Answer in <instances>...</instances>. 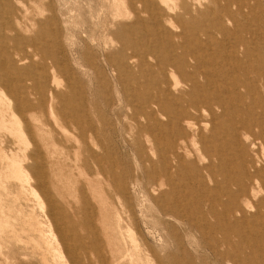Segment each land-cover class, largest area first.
I'll use <instances>...</instances> for the list:
<instances>
[{
  "label": "rangeland",
  "instance_id": "1",
  "mask_svg": "<svg viewBox=\"0 0 264 264\" xmlns=\"http://www.w3.org/2000/svg\"><path fill=\"white\" fill-rule=\"evenodd\" d=\"M6 2L9 12L5 16L7 19L2 20L1 26H4L15 39L11 43L12 51L16 53L18 59L25 55L31 56L26 64L21 65L22 62L19 64L38 65L36 68L40 65L49 66L47 69L55 74L61 86L52 93L57 111L53 117L47 113L29 114L35 141L42 151L41 161L47 168L49 188L53 197L65 207L71 203L70 199H74V194L79 191L84 193L91 202L92 211L96 212L97 226L101 223V226L108 229L110 240L114 238L115 241L118 238L119 242L116 244L123 245L126 250L133 253L150 246L160 259L176 255L180 264H232L227 262V259L219 257L220 263L216 254L206 246V243H209L222 253L225 252L222 238L214 234L217 228L214 223H203V231L198 233L187 221L179 223L173 218L169 220L159 213L157 208L156 200H160L161 194L152 192L153 182L148 171L153 166L156 167L155 188L166 191L169 187L166 185L168 178L165 177L164 168L159 163V150L152 144L156 140L160 147L164 148L165 139L170 138L173 133L169 131L167 118L155 115V119L151 120L141 116L137 112L141 104L133 101L138 85H141L142 91L153 92L154 87L148 82L160 74L155 65L156 57H140L147 60L154 69L140 68L137 61L131 73H126L128 78L124 75L120 77L113 65L115 59H110L107 53L106 48L109 44L102 40L101 33L104 31L102 25L107 14L102 7L104 0H6ZM242 2L239 0L240 5ZM248 2L251 7L250 16L245 17V13L238 15L239 38L243 45L233 53L231 49L205 53L214 58L212 63L215 67L210 68L213 73H217L219 69L227 71L224 82L229 84L228 87L232 86L233 82H248L253 87L252 90L240 89L244 95L241 101L236 99L231 91L225 95L226 98L230 97L228 110H237L241 115L225 116L223 119L227 125L246 121L248 116L242 117V114L246 113L253 114L257 111L258 116L264 117V0ZM45 21L50 23L47 24ZM108 26H111V22ZM234 54H237L238 58V62L236 60L235 63L232 62ZM248 61L252 62L255 68V74L251 72L250 78L244 77L240 68L237 69V73L230 72V66H244ZM214 79L216 78H211L213 85ZM67 81H70L71 86ZM46 86L49 90L48 83ZM81 109L87 110V114ZM62 110L65 116L70 112L65 119L63 115H58ZM216 112L220 113L221 110L217 109ZM204 119L206 122L211 121L207 116ZM217 132L216 138L223 139L221 143L223 150H229L232 133L229 126L218 129ZM1 138L0 218L3 220L8 217V221L0 227V264H65L69 259L64 248L57 246L52 239V232L57 231L53 223L49 226L50 212L46 197L41 189L37 188L31 175L29 176L31 186L23 189L22 184L15 180L16 172L9 166L6 158L11 155L10 151H21L30 156L35 148L34 143L25 150V146L20 144L17 138L6 133L1 134ZM30 139L31 143L32 140L34 142L32 136ZM87 145L92 147L101 161V165L99 164L102 167L101 175H97L99 167L91 159L90 152L85 149ZM188 146L195 150L191 139L188 140ZM153 151H156L157 155ZM259 156L264 165V149L260 150ZM197 162L199 165L204 164L202 161ZM214 162L216 165L222 164L224 175H230L231 169L241 163L234 156ZM31 164L29 161L25 166ZM217 170L216 177L222 181L224 177L219 175V168ZM172 177L176 184L175 193L182 196L187 210H196V216L199 218L202 217L199 214L200 209L209 215V208L204 204L202 207L198 206L199 203L192 205L200 199L196 185L198 179L188 172ZM119 183L120 188L117 187ZM207 183L213 187V182L207 180ZM218 211L222 212L221 209ZM30 218L38 220L40 232L30 228V222H34ZM262 228L264 230L261 223L249 230L256 233L255 230ZM128 230L132 233L133 241L128 237ZM41 232L47 235L43 236L51 245L40 240ZM257 237L259 242L250 240V245L241 237L232 238L233 241L242 244L241 248L254 258L255 264L259 262L264 264V259L261 260L264 258V237L258 235ZM108 239L106 238V241ZM179 239L181 244L178 243ZM106 241L103 242L108 245L109 241ZM37 242L41 243V246H38ZM259 254H263V257L256 259L255 256ZM61 256L64 259H61ZM125 264L133 262L128 259Z\"/></svg>",
  "mask_w": 264,
  "mask_h": 264
},
{
  "label": "bare ground",
  "instance_id": "2",
  "mask_svg": "<svg viewBox=\"0 0 264 264\" xmlns=\"http://www.w3.org/2000/svg\"><path fill=\"white\" fill-rule=\"evenodd\" d=\"M242 1L240 5L239 0H104L102 7L107 14L101 34L103 42L109 44L106 50L110 59H115L113 65L120 77L131 73L137 61L140 68L154 69L147 60L140 57L157 59L155 65L160 71L159 77L156 75L148 82L154 87L153 92L142 91L141 85H138L133 101L141 104L137 110L141 116L151 120L155 119V115L167 118L169 131L173 133L170 138L165 139L164 148H161L156 140L152 144L159 150V163L164 168L165 177L168 178L166 185L169 187L166 191L155 188L156 167L153 166L148 175L153 182L152 192L161 194L160 200H156L159 213L179 223L187 221L198 233L203 231V223H214L217 226L214 234L222 238L225 252L222 253L209 243H206V246L216 254L220 263L219 257L232 264H255L254 258L241 248V243L233 241L232 237L243 238L247 245H250V240L259 242L257 235L264 237L263 228L255 230L256 233L250 231L261 223L264 225V165L259 156L260 150L264 149V117L258 116L256 111L253 114H242V117L248 116L246 121L231 125L225 123V116L240 115L237 110H228L231 102L230 97L226 98L225 95L231 91L235 98L241 101L244 98L242 90H252L253 87L248 82H233L232 86L228 87L229 84L224 82L227 71L219 69L217 73H213L210 68L215 67L212 63L214 58L209 54L205 55L213 50L231 49L232 53L237 52V48L243 45L239 38L238 15L245 13V17H249L251 7L248 0ZM44 6L46 7V4ZM8 12L6 0H0V137L6 133L17 138L20 144L25 146V150L34 143L35 148L30 156L21 151H10L11 155L6 158L9 166L16 172L15 180L22 184L23 189L31 186V175L37 188H40L46 197L50 212L49 226L53 223L57 231H51L53 238H50L54 239L57 246L64 248L69 259L65 264H125L128 259L132 260L133 264H180L176 255L160 259L150 246L133 253L123 245L116 244L118 238L115 241L114 238L110 240L108 229L101 226V223L97 226L96 212L92 211L91 202L84 193L79 191L74 194V199H70L71 203L65 207L53 197L49 188L47 168L41 161L42 151L35 141L29 114L47 113L53 117L56 108L52 93L59 90L60 85L55 74L47 69L49 66L40 65L38 62V68V65L21 66L26 64L31 56L25 55L18 59L12 51L11 43L15 39L1 26L2 20L7 19L5 16ZM110 22L111 26H108ZM30 46L32 47L31 44ZM251 56L252 53L250 58ZM46 58L48 59L47 56ZM236 60L238 62L237 54L232 55V62L235 63ZM248 62L244 63V66H230L229 70L237 73L240 68L242 75L250 78L251 72L255 74V68L252 62ZM214 77L216 79L213 85L211 78ZM130 102L132 103V100ZM217 109L221 112L217 113ZM72 114L74 116V113ZM58 115L67 118L63 110ZM205 116L210 117L211 121H204ZM226 126L232 131L229 141L231 147L227 151L223 150L221 145L223 139L216 138L217 130ZM30 136L34 139L32 143ZM189 139L195 150L188 146ZM85 149L98 165L99 175L102 167L97 153L89 145ZM153 153L157 155L156 151ZM228 156H234L241 163L231 169L230 175H224L222 164L216 165L214 161L224 160ZM29 161L32 164L26 167L25 164ZM197 161L204 164L199 165ZM217 168L220 170L219 175L224 177L222 181L216 177ZM187 172L198 179L196 185L200 199L192 205L199 203L198 206L202 207L204 204L209 208V215L198 209L202 216L199 218L196 216V210H187L182 196L175 193L176 184L172 175L181 176ZM207 180L213 182V187ZM117 187L120 188L121 184ZM41 208H44L43 203ZM7 219L8 217L3 220L0 218V227L6 224ZM30 220H34L30 222V228L40 232L38 220ZM43 235L44 233L40 234V240L48 245L44 237L47 235ZM128 237L131 240L130 230ZM106 238H109V242ZM103 241L108 242V245ZM37 243L41 246V243ZM258 257H263V254L255 256L256 259Z\"/></svg>",
  "mask_w": 264,
  "mask_h": 264
}]
</instances>
